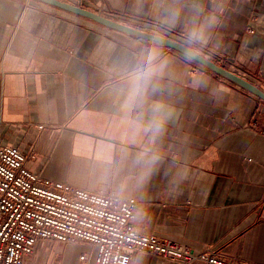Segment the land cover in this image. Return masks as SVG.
<instances>
[{
	"label": "crops",
	"instance_id": "crops-1",
	"mask_svg": "<svg viewBox=\"0 0 264 264\" xmlns=\"http://www.w3.org/2000/svg\"><path fill=\"white\" fill-rule=\"evenodd\" d=\"M59 1L124 25L147 19L187 48L214 17L201 45L264 93V0ZM150 53L163 71L125 108ZM193 61L35 0H0V145L23 150L45 178L134 198L142 234L264 264V100ZM155 103L167 109L159 131ZM96 254L41 241L24 264H94ZM131 264L181 263L142 252Z\"/></svg>",
	"mask_w": 264,
	"mask_h": 264
},
{
	"label": "built area",
	"instance_id": "built-area-1",
	"mask_svg": "<svg viewBox=\"0 0 264 264\" xmlns=\"http://www.w3.org/2000/svg\"><path fill=\"white\" fill-rule=\"evenodd\" d=\"M154 24L128 17L126 25L163 37L160 31L165 29ZM188 41L194 52L248 80L244 73L232 71L236 64L225 54ZM137 205L134 198L123 199L115 192L91 191L45 178L29 169L23 150L0 145V264H24L41 241L84 242L97 249L94 264H131L134 254L142 252L181 264H247L219 251L198 252L174 240L138 232L133 222Z\"/></svg>",
	"mask_w": 264,
	"mask_h": 264
},
{
	"label": "water",
	"instance_id": "water-1",
	"mask_svg": "<svg viewBox=\"0 0 264 264\" xmlns=\"http://www.w3.org/2000/svg\"><path fill=\"white\" fill-rule=\"evenodd\" d=\"M38 1L40 3H44L46 5L58 8L60 10L75 14L77 16L89 19L94 21L97 24H100L106 28L109 29H113L116 31H120L122 33L143 39V40H147V41H151L153 43H157L160 45H163L165 47H167L168 49L177 51L183 55H185L186 57L194 60L195 62L201 64L202 66H204L205 68L217 73L218 75L230 80L231 82L239 85L240 87L246 89L247 91L257 95L259 98L264 100V93L262 91H260L255 85H253L252 83H250L249 81L241 78L240 76L222 68L217 66L216 64L212 63L211 61L207 60L206 58L202 57L201 55H199L198 53L194 52L193 50L185 47L184 45L169 39V38H165V37H161V36H157V35H153L147 32H143L140 30H137L135 28L129 27L127 25L121 24L120 22L102 17L101 15L94 13L92 11H88L86 9H83L79 6H75L72 4H68V3H63L59 0H35Z\"/></svg>",
	"mask_w": 264,
	"mask_h": 264
},
{
	"label": "clouds",
	"instance_id": "clouds-1",
	"mask_svg": "<svg viewBox=\"0 0 264 264\" xmlns=\"http://www.w3.org/2000/svg\"><path fill=\"white\" fill-rule=\"evenodd\" d=\"M214 23V17L208 18L205 25L197 26L189 32L188 39L199 44H206L208 42L207 29L211 28ZM154 59L155 56L150 53L146 64L144 66H138L133 70L130 87L125 95V108H129L138 100H142L146 95L147 86L151 83L152 78L162 73L164 65L154 66ZM152 107L154 113H156V117L152 121V126L155 130L159 131L166 118L167 109L163 103H155Z\"/></svg>",
	"mask_w": 264,
	"mask_h": 264
}]
</instances>
